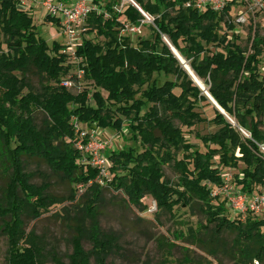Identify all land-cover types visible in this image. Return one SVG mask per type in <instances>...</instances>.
<instances>
[{
    "label": "trees",
    "instance_id": "obj_1",
    "mask_svg": "<svg viewBox=\"0 0 264 264\" xmlns=\"http://www.w3.org/2000/svg\"><path fill=\"white\" fill-rule=\"evenodd\" d=\"M133 1L153 22V38L139 39L136 47L123 32L127 25L140 27L146 22L141 12L126 0H94L101 13L89 18V32L104 41L84 40L77 49L84 60L85 81L97 90L91 96L87 90L74 94L60 85L71 75L63 46L50 47L40 38L34 18L17 0H0V163L7 176L0 188V231L7 237V263L45 264L42 239L26 232V222L40 219L69 199L75 202L76 194L58 197L50 184L33 183L35 175L27 171V161L37 159L71 186L85 188L81 202L72 205L68 264H108V258L119 251L118 237L103 232L100 224L107 188L121 190L130 205L143 210L146 197L154 200L158 211L170 215L177 207H196L207 223L205 231L211 239L205 242H210V252L230 251L238 264H264V219L251 215L232 219L225 203L212 194L224 185L223 170H238L241 164L245 168L236 183L242 192L251 194L264 186V79L259 74L264 38L257 32L252 46L242 48L236 34L228 39L235 26L224 23V15L185 8L187 0ZM163 36L235 120L236 126L215 110L211 122L218 130L197 136L205 153L186 141L182 127L205 123L198 110L209 100ZM30 73L43 83L40 92L31 87ZM156 74L176 80L159 85L153 80ZM90 100L95 106L89 105ZM38 111L46 116L41 128L34 117ZM74 122L130 135L142 151L107 152L114 176L102 186L99 172L80 163ZM168 165L178 175L176 183L165 179ZM225 232L235 235L230 247L222 238ZM51 260L65 264L56 255Z\"/></svg>",
    "mask_w": 264,
    "mask_h": 264
},
{
    "label": "rangeland",
    "instance_id": "obj_2",
    "mask_svg": "<svg viewBox=\"0 0 264 264\" xmlns=\"http://www.w3.org/2000/svg\"><path fill=\"white\" fill-rule=\"evenodd\" d=\"M17 1L21 8L20 1ZM44 2L45 0H26V8L21 9L27 10L34 18L38 36L44 39L50 47L53 43H58L64 47L67 39L56 20L53 19L51 22L46 19L48 16L43 6ZM121 9L122 6L118 8V10ZM122 21L124 20L122 19ZM88 24L89 20L85 23L81 43L84 40L92 41L94 44L103 43L104 40L102 38H98L95 33L89 32ZM224 26L225 24H223ZM152 27L153 22L150 18L142 23L140 27L127 25L123 35L128 36L132 45L136 47L139 39L153 38ZM236 30L240 47L249 48L250 40L245 34L249 33L248 24L236 27ZM75 71L76 66H73L72 74ZM153 80L162 85L167 81H175L176 79L173 76L156 74ZM28 81L35 92L41 91L43 83L35 73L28 75ZM81 82L83 83L77 84V88L71 90L72 93L78 94L87 90L92 96L97 91L91 82L84 79ZM204 87L208 89L207 86L204 85ZM101 93L104 98H107V93L104 91H101ZM176 93L178 94L179 91L176 90ZM89 105L95 106L94 101L90 100ZM215 110V107L210 102L208 104L201 103L198 112L206 119V122L198 124L191 129L182 127L186 141L195 150L202 153L206 152V147L197 136L209 135L218 130L211 122L215 117ZM34 117L37 126L39 128L43 127L46 119L45 114L38 111ZM232 120L235 122L234 119ZM125 123L127 124V122ZM262 128L264 130V124ZM107 131L105 142L108 143V152L113 149L120 151L127 148L142 151V147H140L138 142L132 140L130 135L123 136L115 131ZM245 134L249 136L246 132ZM178 158L181 159L182 154H179ZM217 161L218 159H216ZM244 168V165L241 164L238 170L224 169L222 173L224 182L236 186V177H242L240 173ZM27 171L35 175L33 183L37 185L50 184L51 193L58 197L72 198L76 194L75 202L69 199L65 203L52 207L40 219L27 220L26 222V232H34L42 239L44 254L48 257L45 264H55L51 260L52 255H56L62 263L68 264L69 257L72 254L71 240L73 232L71 223L74 219L72 205H77L81 202L85 188L71 186L59 175L54 174L44 162L37 159L27 161ZM164 173L166 180L176 183L178 175L172 166H165ZM110 174L113 178V173L110 172ZM6 183L7 176L0 163V188L5 186ZM222 200L224 199L222 198ZM154 204L155 202L151 197H146L143 200V205L146 208L143 210L130 205L121 190L117 191L107 188L104 191L103 202L100 204L101 228L106 234L112 233L116 235L119 240V251L108 258V264H182L185 260L189 262L188 264H238L230 251L210 252V242H205L206 239H211V237L206 235L205 227L207 223L203 214L196 207L193 209L177 207L173 214L170 215L166 212H160L158 209L154 211ZM226 213L227 215H234L235 211L231 210L230 213L226 209ZM222 238L230 247L235 235L231 232H225ZM84 246L87 250L91 249L88 243L84 244ZM7 262V237L0 231V264H8ZM253 264L259 263L254 262Z\"/></svg>",
    "mask_w": 264,
    "mask_h": 264
},
{
    "label": "built area",
    "instance_id": "obj_3",
    "mask_svg": "<svg viewBox=\"0 0 264 264\" xmlns=\"http://www.w3.org/2000/svg\"><path fill=\"white\" fill-rule=\"evenodd\" d=\"M21 8H26V0H19ZM47 16L56 20L67 41L62 48V55L67 57V65L71 67V75L62 79L60 85L68 90L77 88V84L85 80V70L81 68L83 59L77 55V49L81 46V38L85 23L91 15L100 14L101 9L94 3V0H45L43 4ZM185 8H189L200 14L207 11L224 15V23L232 24L235 30L229 32L228 39L237 33L236 27L248 24L249 33H245L247 38L251 35L250 47L257 34L264 38V0H187ZM237 35V34H236ZM76 66V71L72 74V67ZM259 74L264 79V45L260 57ZM76 129L75 147L81 153L80 163L90 166L99 172L98 183L102 186L108 185L112 181V164L107 156L108 143L105 137L107 130L98 127L78 125L74 122ZM116 151V150H111ZM264 153V147H261ZM213 196L219 197L225 203V208L235 211L233 218L245 220L248 215L257 219H264V186L259 187L253 193H244L241 188L232 186L224 182L220 188L213 189ZM222 198L224 200H222ZM157 210L154 204V211Z\"/></svg>",
    "mask_w": 264,
    "mask_h": 264
},
{
    "label": "water",
    "instance_id": "obj_4",
    "mask_svg": "<svg viewBox=\"0 0 264 264\" xmlns=\"http://www.w3.org/2000/svg\"><path fill=\"white\" fill-rule=\"evenodd\" d=\"M130 4H132L133 6H135L140 12L141 14L146 18V20H149V16L147 14H145L140 8L139 6L133 1V0H127ZM163 40L164 42L168 45V47L171 49V51L173 52V54L176 56V58L180 61L181 65L183 66V68L188 72L189 76L191 77V79L193 80V82L195 83L196 86H198L200 88V90L204 93V95L207 97V99L209 100V102L215 107V109L220 112L222 115H224L226 117V119L233 124L234 126H236L235 122L229 117L227 116V114L222 110V108L216 103V101L210 96L208 89L201 87L200 86V80L195 76V74L192 72L189 64L179 55V53L176 51V49L171 45V43L169 42V40L163 36ZM241 132L247 136L245 134V132L243 130H241ZM249 137V136H247Z\"/></svg>",
    "mask_w": 264,
    "mask_h": 264
},
{
    "label": "bare ground",
    "instance_id": "obj_5",
    "mask_svg": "<svg viewBox=\"0 0 264 264\" xmlns=\"http://www.w3.org/2000/svg\"><path fill=\"white\" fill-rule=\"evenodd\" d=\"M200 86H201V87H204V84H203L202 82H200ZM204 88H205V87H204Z\"/></svg>",
    "mask_w": 264,
    "mask_h": 264
}]
</instances>
